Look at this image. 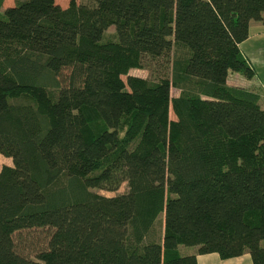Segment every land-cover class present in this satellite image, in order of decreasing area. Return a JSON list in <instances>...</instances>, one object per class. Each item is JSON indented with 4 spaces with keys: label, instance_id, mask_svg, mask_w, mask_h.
Wrapping results in <instances>:
<instances>
[{
    "label": "trees",
    "instance_id": "1",
    "mask_svg": "<svg viewBox=\"0 0 264 264\" xmlns=\"http://www.w3.org/2000/svg\"><path fill=\"white\" fill-rule=\"evenodd\" d=\"M2 3L0 264H264V109L225 81L254 75L238 44L264 0Z\"/></svg>",
    "mask_w": 264,
    "mask_h": 264
},
{
    "label": "rangeland",
    "instance_id": "2",
    "mask_svg": "<svg viewBox=\"0 0 264 264\" xmlns=\"http://www.w3.org/2000/svg\"><path fill=\"white\" fill-rule=\"evenodd\" d=\"M18 1L19 0H3L1 9H4L8 6H12ZM54 1L56 4H59L60 7H66L69 0H54ZM74 1L76 3L89 2V0H74ZM174 53H175V49L172 48L170 52V58L173 57ZM154 67H156V64L153 66L150 65L149 69L132 68L129 69L127 73L130 75H137L141 77L155 78L160 73L157 70H155ZM68 71H69V65H65V64L57 69L56 73L60 81L63 82L64 78L68 74ZM121 79L124 81L125 76L122 75ZM225 81H227L228 83L235 84L236 86H245L246 82L248 81V78L244 77L238 72L228 70ZM169 92L171 96H175L177 94V91L174 88H170ZM168 118L174 119V116L170 109L168 111ZM3 164L11 165V161L8 157L0 155V166ZM125 189H126L125 184L122 183L115 191H104L100 189H93V190L100 194L110 196L116 193H121L125 191ZM48 234H49V230L47 228H30V229L20 230L12 235L14 249L23 255L33 258L34 251L37 248L42 247L44 243L47 241ZM191 247L192 246H181V245L178 246L182 254H185L186 249Z\"/></svg>",
    "mask_w": 264,
    "mask_h": 264
},
{
    "label": "crops",
    "instance_id": "3",
    "mask_svg": "<svg viewBox=\"0 0 264 264\" xmlns=\"http://www.w3.org/2000/svg\"><path fill=\"white\" fill-rule=\"evenodd\" d=\"M264 19V13H262ZM239 49L247 62L252 66L254 75L248 78L245 86L259 95V105L264 109V22L250 20L248 22L247 37L239 44ZM226 84L236 86L235 84ZM195 247L186 249L185 254L194 252ZM196 264H252L248 253L221 259L215 252L195 254Z\"/></svg>",
    "mask_w": 264,
    "mask_h": 264
}]
</instances>
